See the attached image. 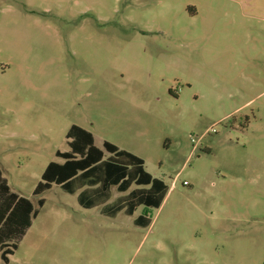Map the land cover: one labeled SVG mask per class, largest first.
Returning <instances> with one entry per match:
<instances>
[{
    "label": "rangeland",
    "instance_id": "1",
    "mask_svg": "<svg viewBox=\"0 0 264 264\" xmlns=\"http://www.w3.org/2000/svg\"><path fill=\"white\" fill-rule=\"evenodd\" d=\"M219 3L0 0V169L44 199L0 264H264V24ZM72 124L140 157L160 206L33 196Z\"/></svg>",
    "mask_w": 264,
    "mask_h": 264
},
{
    "label": "trees",
    "instance_id": "2",
    "mask_svg": "<svg viewBox=\"0 0 264 264\" xmlns=\"http://www.w3.org/2000/svg\"><path fill=\"white\" fill-rule=\"evenodd\" d=\"M65 138L68 150L55 152V156L62 162L50 161L45 166L32 191L33 196L41 195L52 185L59 186L69 194L86 186L88 195L79 194L78 203L90 209L108 200L110 186H116L118 192H125L131 184H135L149 187L134 189L122 197L110 215L114 216L121 210L126 215H132L139 206H160L167 186L144 169L141 158L118 149L108 141H103L101 148H98L92 133L75 124L68 128ZM104 152L109 154L105 158ZM36 205L30 199L11 191L0 169V260L3 263H8L9 256L18 248L32 220L44 205V199L38 198ZM145 221L142 215L135 220L139 224H145Z\"/></svg>",
    "mask_w": 264,
    "mask_h": 264
},
{
    "label": "crops",
    "instance_id": "3",
    "mask_svg": "<svg viewBox=\"0 0 264 264\" xmlns=\"http://www.w3.org/2000/svg\"><path fill=\"white\" fill-rule=\"evenodd\" d=\"M219 1V5L217 6L218 11L222 14V16L227 17L230 14L236 13L242 16H246V17H251L252 19H257L259 21V24H264V0H216ZM83 128V127H82ZM85 129V128H84ZM94 138V137H93ZM103 142V141H102ZM101 142V145H102ZM95 144V143H94ZM96 146V145H95ZM98 147V146H97ZM101 148V147H98ZM119 149V148H118ZM122 150V149H121ZM126 151V150H125ZM64 152V151H63ZM106 155H109L108 153L104 152V158L106 157ZM57 158V157H56ZM140 158V157H139ZM60 159V158H59ZM59 162V161H56ZM62 162V161H61ZM144 162V161H143ZM145 169V168H144ZM146 170V169H145ZM54 186V185H52ZM57 186V185H56ZM96 186H94L95 188ZM115 187V190L117 193H122L121 195H123V197L127 194H129L132 190L134 189H139V188H148L149 186H138L135 184H131L130 187L125 191V192H118L116 189V186H110L109 187V192H110V196H111V191L112 188ZM133 187V188H131ZM52 188V187H51ZM50 188V189H51ZM87 187L84 186L82 188L77 189L73 194L71 195H75L76 196V200L78 203V196L79 194L83 195V196H87L88 192H87ZM12 191V190H11ZM19 195V194H18ZM21 196V195H20ZM109 196V198H110ZM108 198V200H109ZM108 200H106L105 202H107ZM104 202V203H105ZM34 205V204H33ZM78 205L80 206V204L78 203ZM37 206V205H36ZM35 206V207H36ZM82 207V206H81ZM98 207V206H95ZM93 207V208H95ZM140 207V206H139ZM138 208V207H137ZM136 208V209H137ZM135 209V211H136ZM134 213V212H133ZM34 220V219H33ZM32 220V221H33ZM13 255V254H12ZM11 256V255H10Z\"/></svg>",
    "mask_w": 264,
    "mask_h": 264
}]
</instances>
